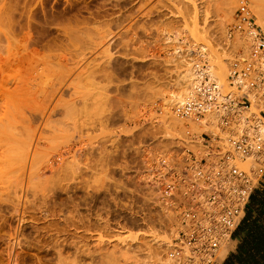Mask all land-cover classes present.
<instances>
[{"label":"rangeland","instance_id":"1","mask_svg":"<svg viewBox=\"0 0 264 264\" xmlns=\"http://www.w3.org/2000/svg\"><path fill=\"white\" fill-rule=\"evenodd\" d=\"M227 1L0 0V264H101L146 257L154 237L172 244L179 222L146 161L204 132L175 131L164 104L200 55L226 62L228 89L247 35L229 38L241 0L231 20Z\"/></svg>","mask_w":264,"mask_h":264},{"label":"built area","instance_id":"2","mask_svg":"<svg viewBox=\"0 0 264 264\" xmlns=\"http://www.w3.org/2000/svg\"><path fill=\"white\" fill-rule=\"evenodd\" d=\"M236 19L229 36L246 34L249 53L230 61L228 89L212 78L207 56L200 55L193 62L196 93L173 109L178 118L198 123L216 113L225 141L218 145L219 139L204 131L200 148L198 137L188 131L180 145L146 161L151 165L147 183L158 194L161 211L181 224L171 255L181 258L188 245V264L218 263L216 251L224 240L231 241L264 181V30L244 1Z\"/></svg>","mask_w":264,"mask_h":264},{"label":"bare ground","instance_id":"3","mask_svg":"<svg viewBox=\"0 0 264 264\" xmlns=\"http://www.w3.org/2000/svg\"><path fill=\"white\" fill-rule=\"evenodd\" d=\"M239 3V0H228L222 10V18H224L225 20H231L233 19V17H231V14L233 15V11L236 7V4ZM241 2H243L241 0ZM245 2V1H244ZM187 3V2H186ZM185 4V3H184ZM249 6H251L252 8V13L256 15L257 17V20L256 22L258 24L261 25V27L264 29V0H249ZM146 5V4H145ZM173 13V12H171ZM130 15V14H129ZM172 15V14H171ZM196 15V14H195ZM169 21V20H168ZM167 22V21H166ZM229 22V21H228ZM237 22V19H236V15H235V23ZM161 23V22H160ZM234 23V24H235ZM170 24V23H168ZM167 24V25H168ZM173 24V23H172ZM159 26V25H158ZM169 26V25H168ZM170 28V26H169ZM173 28V27H172ZM221 29H223V27L221 26ZM172 31V30H171ZM170 31V32H171ZM172 33V32H171ZM107 34V33H106ZM230 34V33H229ZM240 35V32H236L235 36L236 35ZM158 35V34H157ZM151 37V36H150ZM230 38V36H229ZM241 38V37H240ZM237 37V42L235 41L234 43V46L237 50V55L238 54H243V55H248L249 51H248V46H249V37H242L241 39ZM245 38V39H244ZM167 39V38H166ZM171 39V38H170ZM232 39V38H230ZM239 39V40H238ZM102 40V39H101ZM241 40V41H240ZM104 41V40H103ZM101 41V45H103L102 43H104V46L107 47L109 44L108 42L105 40L104 42ZM172 45V43H171ZM89 46V45H88ZM98 47V46H97ZM96 47V48H97ZM208 47V46H207ZM106 49V48H104ZM110 49V47H109ZM201 50L203 51H206L207 53V48H206V45L205 46H202L201 47ZM209 50V48H208ZM211 50V49H210ZM209 50V55L213 52L211 50L210 52ZM215 51V50H214ZM225 51L222 52V54L225 55L224 53ZM204 53V52H203ZM216 54L215 52H213V57H214V63L213 61H211L213 63L212 66H210L209 64V72L212 76V78L216 79L218 81V83L222 86V80H224V75L226 77V69H225V64L222 60V58L219 57V55H214ZM220 54V55H222ZM86 56V55H85ZM182 56V55H181ZM204 56V55H202ZM212 56V54H211ZM174 59V58H173ZM179 59V58H178ZM210 59V58H209ZM212 59V58H211ZM229 59V58H228ZM175 61V60H174ZM173 61V62H174ZM209 61V60H208ZM227 61V60H226ZM210 63V62H209ZM226 63V62H225ZM171 64V63H170ZM183 65V64H182ZM174 66V65H173ZM186 66V65H185ZM169 67V66H168ZM175 67V66H174ZM167 68V67H166ZM195 66L193 65V70L190 68L188 70H186L185 74L184 72L180 74V77H179V82L177 81V87L180 89L179 90V93L177 94H172L170 93L169 95H164V104L166 106V111L169 115V117L172 119L171 121L173 122V126L175 127V131L177 132H182L184 129H186V124H185V120H182L180 118H178L175 114L172 115V111L170 109V105L173 104V106L177 103H180L182 101H184L185 99L189 98V97H192L195 95L196 93V88H197V77H196V72L194 70ZM175 69V68H174ZM215 69H217V71H214ZM213 70V71H212ZM167 71V70H166ZM185 71V70H184ZM215 74H214V73ZM216 72H217V75H216ZM219 74H221L223 76V78L219 77ZM216 75V76H215ZM219 77L218 79L216 77ZM220 80V82H219ZM226 82V79L225 81ZM166 83V82H165ZM223 87V86H222ZM227 87V86H226ZM175 93V92H174ZM166 94V93H164ZM172 107V106H171ZM175 107V106H174ZM173 108V107H172ZM173 113H174V110H173ZM186 122H189L187 124L188 128L190 129V126L191 124H193V126L191 127L193 129H195V132H201V131H207V132H210L213 134L214 138H218L219 141L217 142L218 145H221V143L223 141H225L226 139V136H225V133L224 131L219 127L218 125V121H217V117H216V113H211V114H208L206 116V118L198 123V122H195V121H192V120H188ZM198 130H201V131H198ZM218 130L220 132H218ZM188 132V131H187ZM186 132V133H187ZM167 133H169V131H167ZM193 133V132H191ZM195 134V133H193ZM196 135V134H195ZM198 137V140L196 141L197 145H199L200 148H202L203 146V143H202V140L201 138H199V135H196ZM217 141V139L215 140V142ZM166 148V147H165ZM156 149V148H155ZM144 152V151H143ZM160 164V163H159ZM150 192V191H149ZM163 215V214H162ZM166 216V215H165ZM173 217V216H171ZM171 219V218H170ZM175 220V219H174ZM178 220V219H177ZM175 220L177 223H178V226L179 228H181V224H180V221L178 220ZM171 222V221H169ZM175 222V223H176ZM172 223V222H171ZM171 228V227H170ZM174 229V228H172ZM179 230V229H178ZM178 230L176 231V233L174 234L176 237L177 236V233H178ZM167 232V231H166ZM171 235V234H170ZM173 237V239H174ZM160 238V237H159ZM153 240V239H152ZM156 241V249H152L149 248L147 249L149 251V249H151L150 253L147 251L145 252L146 253V257L144 258H140V256H138V254H135V253H131L129 250H124V251H121V252H118V253H112V254H107L106 258L104 259V261L101 263V264H188V261L186 260L188 254L190 253V248L188 245H184V251L182 250V257L181 258H178V257H173L171 255V251L174 249V243L172 241V244L169 245V240L168 238L166 237H163V238H160L159 240L154 237V240L153 241ZM100 242L102 243V240H100ZM227 239L224 240L221 244V247L216 251V259L218 260L219 258V252L220 250L227 244ZM127 244V243H126ZM169 246L168 248V255H159V254H162V249H164L165 247L164 246ZM155 246V244H154ZM152 247V246H151ZM164 247V248H163ZM176 249V247H175ZM162 251V252H161ZM161 252V253H160ZM148 253V254H147ZM221 253V252H220ZM149 255V256H148ZM166 256V257H165ZM223 258L226 256V253H223ZM169 257V258H168ZM195 263H196V258H195Z\"/></svg>","mask_w":264,"mask_h":264},{"label":"crops","instance_id":"4","mask_svg":"<svg viewBox=\"0 0 264 264\" xmlns=\"http://www.w3.org/2000/svg\"><path fill=\"white\" fill-rule=\"evenodd\" d=\"M232 245L217 264H264V181L253 192L240 226L225 247Z\"/></svg>","mask_w":264,"mask_h":264}]
</instances>
